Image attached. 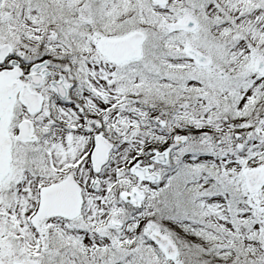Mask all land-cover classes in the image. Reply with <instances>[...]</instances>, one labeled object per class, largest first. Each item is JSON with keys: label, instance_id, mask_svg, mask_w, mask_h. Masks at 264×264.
<instances>
[{"label": "snow or ice", "instance_id": "obj_1", "mask_svg": "<svg viewBox=\"0 0 264 264\" xmlns=\"http://www.w3.org/2000/svg\"><path fill=\"white\" fill-rule=\"evenodd\" d=\"M0 264H264V0H0Z\"/></svg>", "mask_w": 264, "mask_h": 264}]
</instances>
